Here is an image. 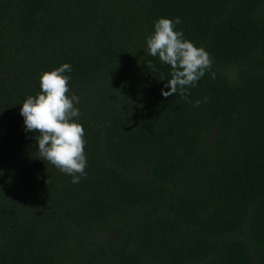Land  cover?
Segmentation results:
<instances>
[{
	"label": "trees",
	"instance_id": "16d2710c",
	"mask_svg": "<svg viewBox=\"0 0 264 264\" xmlns=\"http://www.w3.org/2000/svg\"><path fill=\"white\" fill-rule=\"evenodd\" d=\"M160 18L213 60L187 99ZM65 63L75 184L19 111ZM0 264H264V0H0Z\"/></svg>",
	"mask_w": 264,
	"mask_h": 264
},
{
	"label": "clouds",
	"instance_id": "9594fccd",
	"mask_svg": "<svg viewBox=\"0 0 264 264\" xmlns=\"http://www.w3.org/2000/svg\"><path fill=\"white\" fill-rule=\"evenodd\" d=\"M179 18L175 20L160 18L154 24V33L147 38L148 54L158 57L159 61L171 68V79L165 87V97L179 91L182 98L187 99L188 87L196 86L197 82L212 66L213 60L209 53L196 47L176 31ZM70 64H63L40 77L41 92L29 96L22 103L20 115L24 118L25 130L38 133L35 140L42 161H47L61 172L72 176V183H79L86 176L87 158L85 155V131L74 118L80 115L75 106L79 98L68 95L71 72ZM207 98H205L206 102ZM200 101L195 102L199 106Z\"/></svg>",
	"mask_w": 264,
	"mask_h": 264
}]
</instances>
